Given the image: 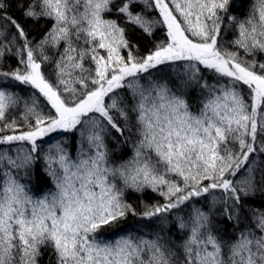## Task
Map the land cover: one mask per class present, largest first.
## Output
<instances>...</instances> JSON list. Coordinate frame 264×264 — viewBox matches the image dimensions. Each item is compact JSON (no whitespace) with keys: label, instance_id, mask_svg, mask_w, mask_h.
I'll return each mask as SVG.
<instances>
[{"label":"snow or ice","instance_id":"6c2138e0","mask_svg":"<svg viewBox=\"0 0 264 264\" xmlns=\"http://www.w3.org/2000/svg\"><path fill=\"white\" fill-rule=\"evenodd\" d=\"M0 264H264V0H0Z\"/></svg>","mask_w":264,"mask_h":264}]
</instances>
